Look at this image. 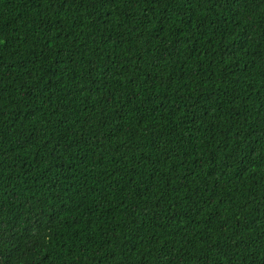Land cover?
Returning <instances> with one entry per match:
<instances>
[{"label": "trees", "instance_id": "1", "mask_svg": "<svg viewBox=\"0 0 264 264\" xmlns=\"http://www.w3.org/2000/svg\"><path fill=\"white\" fill-rule=\"evenodd\" d=\"M0 264H264V0H0Z\"/></svg>", "mask_w": 264, "mask_h": 264}]
</instances>
